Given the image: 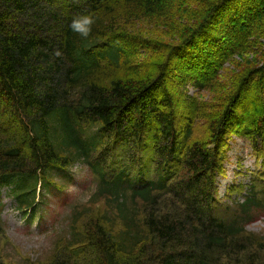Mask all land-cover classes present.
I'll return each mask as SVG.
<instances>
[{
	"label": "trees",
	"instance_id": "16d2710c",
	"mask_svg": "<svg viewBox=\"0 0 264 264\" xmlns=\"http://www.w3.org/2000/svg\"><path fill=\"white\" fill-rule=\"evenodd\" d=\"M85 13L87 39L70 29ZM184 14L193 23L165 49L133 24L173 32ZM263 46L264 0H0V238L3 187L17 210H34L78 163L105 211L44 264H264V235L247 230L264 212V175L224 207L214 185L234 135L264 162ZM252 50L231 89L186 94L224 88L225 63ZM198 119L205 137L191 140Z\"/></svg>",
	"mask_w": 264,
	"mask_h": 264
},
{
	"label": "rangeland",
	"instance_id": "374dc122",
	"mask_svg": "<svg viewBox=\"0 0 264 264\" xmlns=\"http://www.w3.org/2000/svg\"><path fill=\"white\" fill-rule=\"evenodd\" d=\"M183 17L184 25L177 26L173 32H166L168 28L164 27L165 25H157L148 19L133 24L136 32L141 33L153 46L164 45L165 49L178 36L180 29L193 23V19L187 20L185 18L186 14ZM156 49L155 55L149 58L151 61H155L164 53V50ZM254 56L255 53L252 50L248 53L235 55L232 60L225 63V67L217 80L225 84L224 88H212L208 91L198 92L192 87H187L186 94L196 95L198 97L196 99L199 101L200 99L213 101L216 95L223 94L225 90L231 89L236 83H239L244 71L245 59H252ZM261 64L259 62L256 66ZM216 85L217 83L214 87ZM172 86L173 84L170 88ZM173 105L177 115L179 114L180 120L178 121H184L187 106L183 98L178 95ZM179 128L182 127H178L176 124V129ZM204 128L205 125L201 119L196 120L193 125L194 134L191 140L203 139L205 137ZM225 144L226 147L228 145V150L224 152L226 160L222 162L223 164L214 179V185L217 189L216 197L220 207L227 206L232 200L238 201L240 199L239 191L250 175L256 174L257 171L258 174L264 175L260 173V171L264 173V162L259 164L260 161L251 152V142L249 143L244 138L232 137ZM145 151L141 147L136 158L140 155L145 157ZM69 173V178L60 176L53 178L54 185L41 196L45 200L37 206L40 207V210L35 215V219L33 216L27 217V215H31L37 207L34 210H17L10 198L5 196L7 187L1 189V201L3 203L1 219L5 226L0 238L1 261L7 264H44L56 250H65L69 243H74L79 237V233L83 231L84 225L91 218L102 215L105 211L103 202L93 204L89 200L96 187L94 177L89 169L77 163L70 168ZM38 192L40 193L39 186L37 187ZM41 197L38 198L41 199ZM116 222L118 223V221ZM247 230L258 235H264V212L257 211L254 213L252 220L247 225Z\"/></svg>",
	"mask_w": 264,
	"mask_h": 264
},
{
	"label": "clouds",
	"instance_id": "9594fccd",
	"mask_svg": "<svg viewBox=\"0 0 264 264\" xmlns=\"http://www.w3.org/2000/svg\"><path fill=\"white\" fill-rule=\"evenodd\" d=\"M94 24V16L89 13H85L73 17L70 23V29L81 38L87 39L93 30Z\"/></svg>",
	"mask_w": 264,
	"mask_h": 264
}]
</instances>
